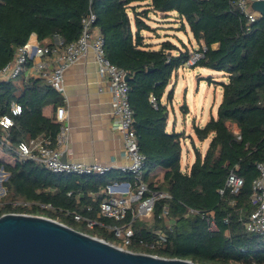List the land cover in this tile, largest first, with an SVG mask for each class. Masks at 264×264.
I'll use <instances>...</instances> for the list:
<instances>
[{"label": "trees", "instance_id": "trees-1", "mask_svg": "<svg viewBox=\"0 0 264 264\" xmlns=\"http://www.w3.org/2000/svg\"><path fill=\"white\" fill-rule=\"evenodd\" d=\"M89 9L96 14L94 24L103 35L106 57L128 75L134 128L146 157L143 179L150 191H164L170 197L158 198L147 216L132 219L129 210L117 220L99 214L105 197L102 190L117 178L133 183L131 173L62 175L29 159L15 163L0 159V168L8 174L2 182L0 215L46 216L117 246L122 245L114 243L112 226L130 223L133 235L124 249L203 264H264V235L247 231L243 224L255 208L250 194L258 174L256 163L264 160V16L248 21L237 0H0V68L32 32L41 43L49 39L43 44H51L55 34L65 42L76 40ZM157 14L164 21L175 17L178 30L189 32L198 50L206 48L193 67L205 66L227 76V81L219 82L222 99L216 116L203 125L193 124L199 141L211 139L202 155L191 136L195 159L185 171L181 168L183 132L166 129L174 97V88L167 87L191 51L181 40L183 48L169 38L157 43V48L148 41V34L160 27L151 24L162 21L154 18ZM60 98L40 78L20 75L0 81V117L10 115L12 103L22 108L9 127L11 151L38 134L53 144ZM48 104L55 109L50 117L43 113ZM231 169L243 178L238 193L224 188ZM13 201L27 205L14 206ZM206 217L213 218L214 231L208 229ZM88 220L95 221L93 226H87Z\"/></svg>", "mask_w": 264, "mask_h": 264}, {"label": "built area", "instance_id": "built-area-1", "mask_svg": "<svg viewBox=\"0 0 264 264\" xmlns=\"http://www.w3.org/2000/svg\"><path fill=\"white\" fill-rule=\"evenodd\" d=\"M254 0H237V5L248 21H254L257 12L250 10V4ZM96 14L89 9L82 17V29L78 38L71 42H65L61 36H52L51 44H43L36 33L32 32L25 43L17 46L13 58L0 68V81L15 79L25 72L31 71L58 92H62L64 85V72L79 58L87 56L91 52L95 58L98 72L109 82V89L112 93L113 115L119 122L120 131L124 140L123 155L129 161L121 165V172L131 173V181H114L105 187L107 197L100 202V213L104 216L117 220L123 219L131 210L132 219L137 216L149 215L154 203L158 198L170 197L164 191H150L148 184L143 179L145 168V155L139 150L138 139L134 128V115L128 99V85L125 80L126 72L121 67L112 63L105 55L104 38L99 28L94 24ZM205 47L194 50L186 62L192 66L204 55ZM150 101L156 107L155 98L150 96ZM21 105L12 103L10 115L0 117V127L5 132L0 137V143L7 142L8 128L13 124L12 116L21 112ZM55 119L58 123V130L55 135V145L49 146V139L43 134L21 142L17 147L12 148L13 152L21 159H29L44 165L53 173L67 175H104L112 166L101 163L87 164L81 161L65 160L61 157L66 153L69 143V113L64 105H58L55 111ZM257 176L252 180L250 202L255 206L254 210L244 220L243 224L247 231L264 235V160L256 163ZM2 179L5 176L0 173ZM0 182V189L4 190ZM243 184V178L231 169L225 180L224 188L232 193H238ZM224 188L220 189L222 193ZM0 190V197H1ZM149 192L150 195L145 194ZM14 206L20 202H11ZM22 204H26L24 202ZM135 204V208L133 205ZM43 207L49 204H42ZM189 212H194L188 209ZM14 213V212H11ZM4 214V213H3ZM167 208L163 209V215L167 216ZM80 219L79 215H75ZM208 229H216L212 217H206ZM95 221L88 220L87 225L93 226ZM166 225L170 226L166 218ZM112 230L116 236L123 238L124 244H129L133 235L130 225H113Z\"/></svg>", "mask_w": 264, "mask_h": 264}, {"label": "crops", "instance_id": "crops-1", "mask_svg": "<svg viewBox=\"0 0 264 264\" xmlns=\"http://www.w3.org/2000/svg\"><path fill=\"white\" fill-rule=\"evenodd\" d=\"M250 10L254 11L251 7ZM257 15L260 14L257 12ZM165 20H170V18ZM162 21H164V19ZM156 26H160L157 29L156 33H154L153 35L148 34L149 36H151V38H148V41L154 43L155 48H157L158 46L157 43H159L160 41L166 38H169L170 40L173 41V38L175 37L178 40H181V42H183V40L179 37L177 33H172L174 29L176 30V26L174 24L162 25L158 23L156 24ZM187 36H188L187 40L189 41L188 43L190 44L192 49L198 50V44L194 40L190 39L189 33H187ZM43 41L44 42L42 43H47L49 42V39H44ZM190 51L192 50L190 49ZM21 76H23L24 78H40L36 74H33L31 71L25 72L21 74ZM210 79L211 78L209 77V80ZM42 80L44 81V83H46L44 79ZM212 81L214 83L220 82L214 80ZM167 90L169 89L167 88ZM221 92H222V88H221ZM58 93L61 97L60 103L58 105H64L69 113V119H68L69 143H68V149L66 153H64L65 159L81 161L87 164L101 163L104 165L112 166L107 173L114 172L122 175L127 174L128 172H121L119 170V167L121 165H126L129 163V161L123 155L124 140L120 131L119 122L115 118L112 112L113 103H112V93L109 89V82L107 81V79H105L104 76H101L99 74L97 69V64L95 62V58L91 52H89L87 56L79 58L68 69L65 70L63 90L62 92H58ZM170 106H172V103ZM54 110H55L54 106L48 104L44 106L43 113L44 115L50 117L53 115ZM210 114H212V112ZM211 116L214 115H210L208 119ZM206 121H204L202 124L199 125H203ZM194 123L198 124L196 120H194L191 124L188 134L185 133L186 130L185 128L182 131H177V132H183V137L184 136L189 137L188 140L191 145V148L193 149V145L191 143L192 142L191 136H192L195 146L200 150L198 143L203 144L206 139L204 141H199L195 137L193 132ZM167 126H168V120H167ZM167 126L166 129L168 128ZM172 128H173L172 130L176 131L177 125L173 123ZM8 133H9V128H8ZM3 134H5V132L0 127V137ZM208 138L210 141L211 136ZM182 140L184 141V138H182ZM208 143L205 147V151L207 149ZM48 144L49 146L53 147L55 145V137L53 144H50V142ZM185 148L187 153H186V165L184 168H182L183 146H182V154H181V168L184 171L188 170L191 165L188 164V158L190 155L189 147L186 146ZM0 149L3 152L2 157H0L1 160L9 163H15V161L21 160L13 152V150L11 151V148L8 146V140L4 144L0 143ZM205 151L204 152L201 151L202 155H204ZM194 159H195V154L192 162L194 161ZM0 169L3 172V174H5V179H7L8 176L7 172H5L2 168ZM159 173L161 175V172ZM62 175H67V174H62ZM126 180L130 181L124 178H117L109 183H112L114 181H126ZM102 193L105 194V197L103 198L105 199L107 197L105 188L102 190ZM92 195L94 196V194ZM133 206H135V204ZM99 214L102 215L100 213V207H99ZM165 224H166V218H165ZM128 225H130V223Z\"/></svg>", "mask_w": 264, "mask_h": 264}, {"label": "water", "instance_id": "water-1", "mask_svg": "<svg viewBox=\"0 0 264 264\" xmlns=\"http://www.w3.org/2000/svg\"><path fill=\"white\" fill-rule=\"evenodd\" d=\"M250 7L264 16V0ZM0 264L203 263L134 252L46 216L9 212L0 215Z\"/></svg>", "mask_w": 264, "mask_h": 264}, {"label": "rangeland", "instance_id": "rangeland-1", "mask_svg": "<svg viewBox=\"0 0 264 264\" xmlns=\"http://www.w3.org/2000/svg\"><path fill=\"white\" fill-rule=\"evenodd\" d=\"M142 10V9H141ZM154 16V15H153ZM154 18L162 19L161 15H155ZM175 17H170V21H160L159 24L162 25H172L176 26L172 33H177L179 37L186 43L191 49V54L194 52L189 41L187 40V34L183 31H179L180 25L175 21ZM152 25L158 24L156 21L152 22ZM168 29V28H167ZM166 30V28H165ZM189 33V32H188ZM189 37L193 40L191 34ZM173 41L177 43L181 48L182 45L177 38H173ZM209 77L214 81H227V76L222 71H217L205 66H187L181 65L173 74L171 81L168 85V89L174 88V98L172 100V106L169 105V114H168V132L173 128V123L177 125L176 131H182L184 128L185 133L188 134L191 124L194 120L198 124H202L204 121L208 120L210 115H216L217 107L222 98L221 86L219 82L214 83L212 80H209ZM216 84V86H215ZM217 87V88H216ZM185 109V110H184ZM212 112V114H210ZM180 129V130H179ZM184 141L182 140L183 146V157H182V168L186 165V146L189 147L190 155L188 158V164H191L194 153L193 149L188 140V136H184ZM209 141L207 138L204 143H198L200 150L205 151V147ZM3 152L0 149V157H2ZM5 179V176L2 179L0 174V182ZM3 186V185H2ZM1 190V189H0ZM1 196L5 193V189L1 190ZM19 202V201H17ZM4 201L0 197V208L2 207ZM20 204H22L20 202ZM110 230H108L109 232ZM114 243L122 245L120 247L124 248L127 245L124 244L123 238L120 236L112 237ZM124 246V247H123ZM231 264H243V263H231Z\"/></svg>", "mask_w": 264, "mask_h": 264}]
</instances>
